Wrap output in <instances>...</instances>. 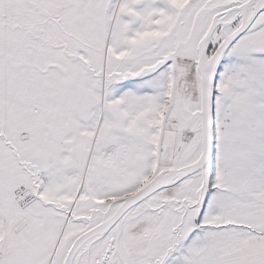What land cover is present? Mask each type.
<instances>
[{"label":"snow or ice","instance_id":"1","mask_svg":"<svg viewBox=\"0 0 264 264\" xmlns=\"http://www.w3.org/2000/svg\"><path fill=\"white\" fill-rule=\"evenodd\" d=\"M0 264H264V0H0Z\"/></svg>","mask_w":264,"mask_h":264}]
</instances>
